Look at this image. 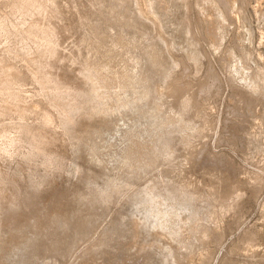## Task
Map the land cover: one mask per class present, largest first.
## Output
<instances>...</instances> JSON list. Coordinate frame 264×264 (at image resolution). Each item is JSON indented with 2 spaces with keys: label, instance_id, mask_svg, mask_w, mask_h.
I'll use <instances>...</instances> for the list:
<instances>
[{
  "label": "rangeland",
  "instance_id": "obj_1",
  "mask_svg": "<svg viewBox=\"0 0 264 264\" xmlns=\"http://www.w3.org/2000/svg\"><path fill=\"white\" fill-rule=\"evenodd\" d=\"M212 1L0 0V201L39 192L45 221L63 202L44 241L64 215L91 217L69 252L8 243L0 263L264 264V0L231 14ZM150 55L161 74L146 100ZM71 103L111 121L83 151ZM150 108L156 120L137 121Z\"/></svg>",
  "mask_w": 264,
  "mask_h": 264
},
{
  "label": "bare ground",
  "instance_id": "obj_2",
  "mask_svg": "<svg viewBox=\"0 0 264 264\" xmlns=\"http://www.w3.org/2000/svg\"><path fill=\"white\" fill-rule=\"evenodd\" d=\"M235 1L236 0H213L210 3L213 7L220 9L222 4L225 13L231 14L233 12L232 6H234ZM262 1L263 0H256V5L254 7L255 12L259 11ZM154 7L155 5L153 3L143 1L139 5V11L141 15H148ZM157 14L158 13H156L155 16H157ZM161 14H164V12ZM95 21L100 26L103 21L102 16L95 18ZM186 30L188 31V29ZM263 39L264 32H261V40ZM147 63L151 66V69L145 68L143 73L138 77L139 84L144 86L143 97L146 100L153 97L154 93L150 90V88L155 85L156 80L160 78L161 74L160 65L157 59L150 55L145 58V64ZM81 94L82 96H85L86 93L82 92ZM95 105L96 103H89L83 106H76V103H71L65 104L63 107L69 124V133H71L77 140L80 151L87 148V144L83 141L84 136L89 135L93 137L100 132L101 126H111L109 117H102L96 120L94 119L93 107ZM138 114L139 117L137 121H144L148 119L151 121L156 120L152 114L151 108L139 111ZM82 123H84L83 127H79V130H76L75 127L81 125ZM45 140L46 136L43 135L41 137V141L45 142ZM84 179L86 180L87 176H84ZM4 188V183L0 181V191H3ZM173 191H175L174 188H172L169 193L172 195ZM41 203L42 200L39 192L22 194L17 189L9 192L7 196L2 198L0 201V256L3 247H5L8 243H12L13 249L17 252L30 253L32 256L38 252H69L73 247L66 242V237L69 236V233L81 232L83 234L91 223V217L87 214L84 216L82 222L71 227L70 218L64 215L62 219H58V221H56L54 229V233L60 239L58 238L51 241H44L39 235H41V233L45 230V225L47 226L50 221L56 220V218L62 215L61 210L64 203L60 202L54 209L50 218H46V221L42 219L43 210ZM136 224L137 222L134 226H136ZM153 235V239L151 238L152 241L147 242L146 244L150 249H155L158 254L162 255V238L156 232H153ZM32 256L25 260L26 264L32 261Z\"/></svg>",
  "mask_w": 264,
  "mask_h": 264
}]
</instances>
